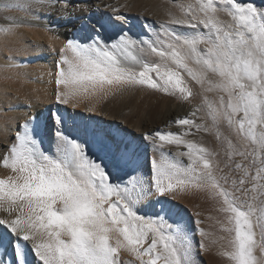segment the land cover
Returning <instances> with one entry per match:
<instances>
[{
    "label": "snow or ice",
    "instance_id": "6c2138e0",
    "mask_svg": "<svg viewBox=\"0 0 264 264\" xmlns=\"http://www.w3.org/2000/svg\"><path fill=\"white\" fill-rule=\"evenodd\" d=\"M3 7L28 10L31 5ZM220 13L231 17V22L220 20ZM104 27L99 24L93 29L95 37H88L91 42L70 39L61 50L73 55L62 57L63 66H58L56 83L66 90L57 93V100L67 104L90 89L135 84L188 98L193 92L184 79L186 73L204 92L216 93L215 99L203 97V107L217 138L226 141L224 168L229 172L218 162L214 167L210 158L219 153L184 140L181 134L157 130L144 138L150 136L158 150L165 143L184 145L187 151L177 156H187L189 163L171 162L161 151V159L151 161V182L145 190L136 175H130L126 183L116 182L101 162L88 155V137L117 160L135 155L131 142L104 128L85 126L75 136L58 129L54 158L26 122L3 157L4 167L16 175L0 179V202H7L11 210L19 203L17 219L0 220L12 237L8 240L11 264H28L25 245L30 241L40 264H122L121 250L139 264H194L187 229L178 221L169 222L170 209L162 208L164 215L149 217L135 210L148 195L164 197L188 185L207 189L220 202L219 211L225 214L222 229L230 237L224 255L231 264H259L253 228L255 221L264 239V9L247 0H196L186 6L182 18L159 25L163 34L152 40L126 32L106 40L100 33ZM177 27H187L192 33L180 34ZM152 56L158 59H147ZM55 123L66 121L56 115ZM176 123L196 131L210 130L192 118ZM237 156L240 161L235 160ZM199 232L207 235L203 229ZM114 233L117 238L112 243ZM4 239L0 236V248ZM199 247L203 250L202 242Z\"/></svg>",
    "mask_w": 264,
    "mask_h": 264
},
{
    "label": "bare ground",
    "instance_id": "6f19581e",
    "mask_svg": "<svg viewBox=\"0 0 264 264\" xmlns=\"http://www.w3.org/2000/svg\"><path fill=\"white\" fill-rule=\"evenodd\" d=\"M247 2L264 9V0ZM11 3H23L31 5V8L22 10L3 7L4 4ZM195 3L196 0H0V179L16 175L11 169L4 167L3 157L8 154L18 132L24 131L22 126L26 122L35 138L41 142L42 148L54 158L55 133L58 129L73 136L85 126L89 129L110 130L118 139L131 142L135 155L129 159L117 160L112 152L99 144L91 143V137H88V155L101 162L116 178V182L122 180L126 183L130 175H136L145 190L151 182V161H159L161 151L168 154L167 159L171 162L179 160L185 165L189 163L187 156H177V153L187 151L184 145L165 143L163 149L158 150L150 136L144 138L146 134L157 130L181 134L184 140L203 146L210 152L219 153L210 159L213 160L214 167L218 162L224 168L227 160L226 141L217 138L203 107V97L215 99L216 93L204 92L186 73L183 74L184 79L193 92V96L188 98L135 84L105 85L103 89L96 91L90 89L73 96L67 104L57 100V93L66 90L65 86H58L56 83L58 66H63L60 65L62 57L72 58L73 55L69 50L61 51L65 49L68 40L91 42L88 37H95L93 29L99 28V24L105 26L100 29V33L106 40L108 37H116L120 32H126L134 38L152 40L158 33L163 34L164 30L159 25L169 22L173 17L182 18L186 6ZM181 5L185 6L183 10ZM219 19L231 22V17L223 13L219 14ZM176 31L180 34L192 33L187 27H177ZM147 59L155 61L158 58L152 56ZM193 112L196 113L194 117ZM56 115H61L66 123L57 125ZM182 118H192L196 124H205L210 130L196 131L194 127L176 123ZM221 131L229 136L226 129L222 128ZM231 138L236 144V137ZM240 159L235 157L236 161ZM250 171L255 173L253 168ZM224 172H229V169L224 168ZM216 174L220 175L218 172ZM247 187L251 188L252 185L248 184ZM257 187L259 191V182ZM211 197L207 189L188 185L177 187L164 197L148 195L136 205L135 210L139 215L149 217L156 213L164 215L161 209L167 208L171 210L172 220L169 222H173L189 216L188 206L196 214L201 212L202 215L204 210L211 212L214 208V199L210 200ZM157 200L165 203H156ZM187 203L190 205L187 206ZM14 208L16 210H11L7 202H0V220L17 219L20 215L19 203ZM194 217H198V214ZM197 219L195 222L199 221ZM181 224L185 225L182 221ZM0 236L5 238L4 247L0 248V260L4 264H11L12 247L8 240L12 237L2 225ZM116 238L117 234H112V243H115ZM255 238L259 240L258 235ZM30 244L31 241L25 245L28 264H40ZM119 259L122 264L137 263L136 258L124 250L120 251Z\"/></svg>",
    "mask_w": 264,
    "mask_h": 264
},
{
    "label": "rangeland",
    "instance_id": "374dc122",
    "mask_svg": "<svg viewBox=\"0 0 264 264\" xmlns=\"http://www.w3.org/2000/svg\"><path fill=\"white\" fill-rule=\"evenodd\" d=\"M212 198L213 197H211L210 200ZM217 201H218V199H214L212 201V202H214L213 207L215 209L213 208V210H211V208H212L211 207L210 208L211 212L210 211L207 212L206 210H204V211H202V213L204 212V214H202V215L200 214L201 212L197 213L198 217H196V218H198L197 220H199V221H197V222L198 223L200 222V225L197 222H195L196 218L194 216H197V214L194 213V210H192L190 208V206H188V204L190 205V203H187V206L189 207V212H188L189 216H186V217L183 216L178 220V222H180V223H181V221H182V223H185L184 226L187 229V233H188L190 242H191L192 247H193L192 259L194 260V264H231V262L229 261L227 256L224 255V253L229 250L228 239L230 237H229V234L227 232L223 231L222 224L220 223V222L224 221L225 214H223L219 211V208L221 205L219 204L220 202L219 201L217 202ZM192 216L194 217V219ZM199 216H201V217H199ZM199 218H201V219H199ZM214 218H217V220H215ZM207 219H209V220H207ZM199 227L201 229H204V232L207 233V235L201 236L199 230L198 229L196 230V228H199ZM253 231H255V233H256V235H258V239H259L257 241V247L254 250V254L257 257L259 264H264V239H262L260 227L258 224L255 223V221H254ZM198 234L200 237L198 236ZM211 237H213V238H211ZM199 238H201V239H199ZM200 240L202 241L203 245L205 246L203 248V250H201L199 247V244L201 242ZM208 241L211 243L212 246L210 245V243ZM111 242H112V240H111ZM205 242L207 244H205ZM212 243H214V244H212ZM220 244H222V245H220ZM144 247H147V245H145ZM260 253H261V256H259ZM136 264H139V261H137Z\"/></svg>",
    "mask_w": 264,
    "mask_h": 264
}]
</instances>
